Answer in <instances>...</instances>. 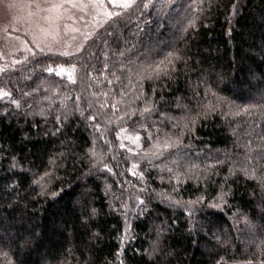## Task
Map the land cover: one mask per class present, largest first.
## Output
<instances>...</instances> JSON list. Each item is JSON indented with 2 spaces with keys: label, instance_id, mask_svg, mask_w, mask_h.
<instances>
[{
  "label": "trees",
  "instance_id": "16d2710c",
  "mask_svg": "<svg viewBox=\"0 0 264 264\" xmlns=\"http://www.w3.org/2000/svg\"><path fill=\"white\" fill-rule=\"evenodd\" d=\"M130 1L0 69V264H264V0Z\"/></svg>",
  "mask_w": 264,
  "mask_h": 264
},
{
  "label": "rangeland",
  "instance_id": "374dc122",
  "mask_svg": "<svg viewBox=\"0 0 264 264\" xmlns=\"http://www.w3.org/2000/svg\"><path fill=\"white\" fill-rule=\"evenodd\" d=\"M130 0H0V69L36 51L78 52L113 7ZM110 5V7H109Z\"/></svg>",
  "mask_w": 264,
  "mask_h": 264
},
{
  "label": "snow or ice",
  "instance_id": "6c2138e0",
  "mask_svg": "<svg viewBox=\"0 0 264 264\" xmlns=\"http://www.w3.org/2000/svg\"><path fill=\"white\" fill-rule=\"evenodd\" d=\"M120 6L127 7V6H129V5H128V4H122V5H120ZM61 71H63V69H61Z\"/></svg>",
  "mask_w": 264,
  "mask_h": 264
}]
</instances>
